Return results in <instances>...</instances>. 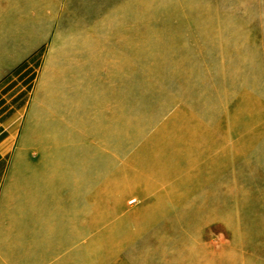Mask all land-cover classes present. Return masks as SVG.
<instances>
[{
  "label": "rangeland",
  "instance_id": "obj_1",
  "mask_svg": "<svg viewBox=\"0 0 264 264\" xmlns=\"http://www.w3.org/2000/svg\"><path fill=\"white\" fill-rule=\"evenodd\" d=\"M58 1L96 61L77 140L54 147L79 264H264V0Z\"/></svg>",
  "mask_w": 264,
  "mask_h": 264
},
{
  "label": "crops",
  "instance_id": "obj_2",
  "mask_svg": "<svg viewBox=\"0 0 264 264\" xmlns=\"http://www.w3.org/2000/svg\"><path fill=\"white\" fill-rule=\"evenodd\" d=\"M49 1L47 7L46 0H0V264L80 259L74 165L71 158L64 170L54 147L77 140L80 102L93 95L96 61L66 36L59 1ZM32 72L24 101L23 87L14 92V83ZM9 94L14 103H2ZM19 145L40 147L41 154H17ZM20 162L24 169L15 171ZM15 205L26 208L18 226L9 220Z\"/></svg>",
  "mask_w": 264,
  "mask_h": 264
}]
</instances>
